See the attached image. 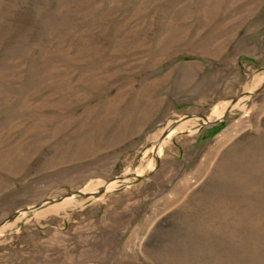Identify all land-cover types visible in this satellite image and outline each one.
<instances>
[{
  "label": "rangeland",
  "instance_id": "1",
  "mask_svg": "<svg viewBox=\"0 0 264 264\" xmlns=\"http://www.w3.org/2000/svg\"><path fill=\"white\" fill-rule=\"evenodd\" d=\"M0 264H264V0H0Z\"/></svg>",
  "mask_w": 264,
  "mask_h": 264
},
{
  "label": "bare ground",
  "instance_id": "2",
  "mask_svg": "<svg viewBox=\"0 0 264 264\" xmlns=\"http://www.w3.org/2000/svg\"><path fill=\"white\" fill-rule=\"evenodd\" d=\"M260 80L258 79V81H257V83H256V87L257 86H259V84H260ZM233 105V104H232ZM232 105H231V103L230 102H224V103H219L218 105H216L214 108H213V110H212V113H211V115L208 117V118H206V120L207 121H213V120H216V119H220V118H222L223 116H224V114H225V112L227 111V110H229V109H231L232 108ZM237 105H239L238 103H236V104H234V107L235 106H237ZM184 127V126H183ZM174 133V131L172 132V133H170L169 135H168V137H166V139L163 141V142H161V144L159 145V151H161V148L168 142V138L169 137H171L172 136V134ZM154 165V164H153ZM151 166V165H150ZM149 166V167H150ZM141 168V165H140V167H139V169ZM150 168H152V166L150 167ZM140 171V173H142L143 171L140 169L139 170ZM127 172V170H125V172L124 173H126ZM120 181V180H119ZM116 182H118V180L116 181ZM116 182H111V183H109L108 185H107V187H108V189H111V188H113V187H115L116 186ZM101 183V182H100ZM104 184V183H103ZM105 184H107V183H105ZM119 184V183H118ZM87 187V186H86ZM86 190H88V189H84V190H82V191H86ZM73 196H70V197H67V198H65L62 202H60V203H55V205L53 206V209H56V210H59V209H63V208H65V206H67V205H69L72 201H73ZM75 202V201H74Z\"/></svg>",
  "mask_w": 264,
  "mask_h": 264
},
{
  "label": "water",
  "instance_id": "3",
  "mask_svg": "<svg viewBox=\"0 0 264 264\" xmlns=\"http://www.w3.org/2000/svg\"><path fill=\"white\" fill-rule=\"evenodd\" d=\"M219 120H222V118H220Z\"/></svg>",
  "mask_w": 264,
  "mask_h": 264
}]
</instances>
